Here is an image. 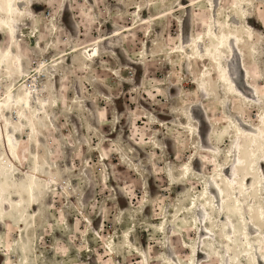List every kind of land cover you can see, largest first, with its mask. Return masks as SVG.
<instances>
[{
	"label": "rangeland",
	"instance_id": "obj_1",
	"mask_svg": "<svg viewBox=\"0 0 264 264\" xmlns=\"http://www.w3.org/2000/svg\"><path fill=\"white\" fill-rule=\"evenodd\" d=\"M21 7L28 13L15 24L34 18L42 31V47L23 58L26 72L60 51L98 44L87 47L96 53L90 60L84 51L69 53L58 65L51 62L45 76L26 77L25 86L37 95L45 91L43 97L52 92L55 99L43 112L45 126L35 133L28 126L18 132L28 150L26 165L36 167L33 157L42 156L41 171L56 169L59 187L42 185L43 206L28 202L19 209L15 180L4 185L0 223L7 226L0 225V264H166L167 254L176 255L180 264H251L249 247L264 248V219L257 217H263L259 175L264 177V147L254 142L263 160L258 170L250 166L251 153L241 154L239 143L253 138L250 132L258 139L263 135L264 143V0H24ZM170 8L175 11L153 19ZM213 9L216 20L211 19ZM218 19L221 36L231 37L232 45L233 35L240 37L234 45L236 63L229 67L238 95L230 93L207 50L217 44L210 33ZM14 36L26 49L20 31ZM6 38L1 33L0 44ZM192 38L201 40L202 55ZM206 68L212 71L205 78L211 94L196 84ZM16 80L0 68V95ZM191 104L194 113L201 111L207 119L202 139L185 127L180 113ZM4 114L13 115L6 108ZM241 156L248 161L238 172ZM192 160L194 173L184 177V165ZM247 176L246 190L242 182ZM218 181L222 185L217 188ZM193 197L205 207L191 211ZM222 198L231 210L223 208ZM20 214L26 216L21 224ZM130 226L132 249L123 242ZM228 226L231 242L224 236ZM181 234L185 245L178 242ZM103 238L111 241L116 258ZM192 245L194 263L189 259Z\"/></svg>",
	"mask_w": 264,
	"mask_h": 264
},
{
	"label": "bare ground",
	"instance_id": "obj_2",
	"mask_svg": "<svg viewBox=\"0 0 264 264\" xmlns=\"http://www.w3.org/2000/svg\"><path fill=\"white\" fill-rule=\"evenodd\" d=\"M21 1L24 0H0V34L1 33H7L6 42L0 44V68L5 70L7 72V75H9L10 78L12 77H18V81L14 83V85L4 86L3 87V93L0 95V150L2 151L0 155V193H4V185L10 182L11 180H15L14 183L17 184V190L18 192L16 194L20 195L17 200H14V205L17 206V208L21 209L23 206H28V202L32 203V205H39L40 207L43 206V196H42V185H58V178H59V172L56 169H53L49 171V173H43L41 171V168L43 167L45 160L42 158V156L35 154L33 157V160L37 162V166L33 168H29L26 165V162L28 160V150L27 147L22 146L19 141V134L24 126H28L26 129L27 131L31 133L38 132L39 126L42 125L45 126L43 122H41L42 118L45 116L43 115V112L45 111V108L47 105H52L53 102L55 103V99L53 96V93L50 92V96L43 97L45 94V91L43 94L41 92L38 93V95L33 92L28 86H25L26 77H28V80H30L32 77H38V74L40 73V76H45L42 72H46L47 69L52 65L51 62L58 65L62 58H64L69 53L74 52H82L86 54V60L92 59V56H95V49L87 50V47L90 45H96L98 44L97 41H93L91 43L87 44H79L77 47L73 48L70 51H60L58 54L53 56L52 60H42L39 65L35 66L33 71L26 72L23 68V58L24 57H30L32 54L33 49L40 48V45L42 47V31L40 29V26L36 23V20L34 18H31V20L24 21L23 23H17L15 24V21L19 18H21L24 14L28 13L24 11L21 7ZM44 3V2H43ZM214 3V2H213ZM46 4V3H45ZM194 4V3H193ZM182 7L183 4H181ZM190 6V4H189ZM215 7V6H213ZM171 11H164L155 14L153 19H159L161 17L166 16L170 12H174L175 9H171ZM213 14L211 13V19L216 20V15L214 9L212 10ZM215 24L211 23V36L215 38L217 41V44L214 46V49H212V46L209 45L208 49H211V53L214 55V60L216 67L220 69L219 75L221 79L224 80L225 84H230V93L234 95H238L239 92H237L236 87H234V81L231 79V75L229 72V67L231 63H236V48L235 44L240 43V37L234 36L235 43L232 45L231 37L229 39V36L225 33L221 36L218 32L219 26L222 25L221 20L218 19L217 21H214ZM21 25H27L29 28L28 33H22L20 32V36L24 37L23 39L26 40L27 46L25 48H20L18 44V40L15 39V31H20ZM134 26H129L126 29L132 30L135 28ZM217 27V28H216ZM31 29L33 33L36 35V42L37 45L31 46L28 37L31 33ZM186 28L185 23L182 28V37L185 36ZM221 36V37H220ZM104 40L100 39L99 41L102 42ZM193 41V42H192ZM237 41V42H236ZM191 42L194 46H196L198 54L202 55V50L200 48L201 40L199 38H192ZM199 44V45H198ZM184 45V44H183ZM49 46V45H47ZM46 47V46H45ZM44 48V47H43ZM229 53H227V51ZM93 51V52H92ZM234 53H233V52ZM92 52V53H91ZM233 53V54H232ZM53 64V65H54ZM204 77L202 80H196V84L199 88H202L203 92L206 94H211L209 91V88L207 86L205 78H208L212 75V71H209V68H206L205 71L202 74ZM194 82V81H193ZM47 88V86H46ZM51 101L52 103L50 104ZM38 105L40 107H38ZM68 106V105H67ZM6 108L7 112L11 110L13 113L12 117H8L7 114H4V109ZM78 111L81 110L80 107L76 108ZM179 112V111H178ZM183 117L185 118V127L193 132V136H197L199 139L202 137L201 132V126L204 124L207 120L204 119V116L202 112H198V114L194 113V104L189 105L185 109H183L180 112ZM263 123H264V116H263ZM86 131L89 132L91 126L88 123H85ZM238 130H241L240 126H238ZM246 135V134H245ZM247 135H251L250 137H253L251 139H248L246 143L242 142L239 143V150L241 154H247L251 153V155L254 157L252 160L250 166H253L254 168L260 169V166L263 165V160H260L259 154L257 153V150L254 151V142L260 143L262 147H264V143H262L261 139H263V135H260L261 139H258V135L254 132H250ZM253 146H252V145ZM162 145V144H161ZM165 146V144H163ZM238 147V146H237ZM207 151H215V149L211 150L210 148ZM234 154V150H230V156ZM215 157V156H214ZM248 160L241 156L237 160V171L240 172V166H246V162ZM34 162V161H33ZM34 162V163H35ZM220 165V164H219ZM167 174L171 177V184L176 183V178L174 177V168L171 164H168L166 167ZM222 171V168L218 169L219 172ZM243 172V169L241 170ZM183 176L193 174L194 173V160L186 163L184 165V168L182 170ZM224 175V174H223ZM18 176H22L27 180V184L23 183L22 181L18 180ZM225 177L224 183L227 188H230L228 183V178ZM260 180H264V177L262 175H259ZM249 180V176L245 177L243 179L242 184L244 185L245 189L247 190V182ZM160 184L162 185L163 179L159 180ZM219 184L218 187H221L222 184L221 181H218ZM3 185V186H2ZM214 185V187L216 186ZM223 188V186H222ZM216 190V187L214 188ZM221 195L223 192L220 193ZM67 195V194H66ZM69 196V194H68ZM70 197V196H69ZM238 199V195L236 196ZM223 200V208L227 210H231L233 206H229L226 203V199L222 198ZM240 202V200L238 199ZM214 205V204H213ZM198 206H202L203 208L205 205L199 202V200L193 198H190V210L194 211V208L197 209ZM78 210L81 212L82 215L86 216L84 212L81 210V207L79 204H77ZM241 208V207H240ZM261 209V215L263 217H257L259 218L258 221H262L264 219V204L260 205ZM23 210V209H22ZM198 210V209H197ZM25 213V212H24ZM25 214L18 215L17 221L21 224L25 218ZM224 216L221 217L223 219ZM166 224H171L170 220L167 219ZM0 225H3L4 227L7 226V222L3 221L0 223ZM88 225L92 227L91 222L88 220ZM69 227V226H68ZM70 228V227H69ZM230 226H228V230L224 232V236L227 237L228 241L231 242V235H230ZM181 232V231H180ZM179 232V233H180ZM133 233L134 229L133 226H130L127 230L123 233V242L124 245L127 247H130L131 249L135 247V243L133 242ZM182 235V236H181ZM179 235V243L182 245H185L187 243L185 237L183 234ZM28 236L31 238L34 237V233H32V230L29 231ZM98 236V235H97ZM246 238L250 237V234L248 231H245ZM100 237V236H98ZM242 238L244 236H241ZM31 238V239H32ZM105 241V246L107 249L111 252V255L113 258H116V255L114 253L113 247L111 245V241L108 239L103 238ZM244 239V238H243ZM234 241V240H233ZM228 242L227 245L230 247L232 244ZM251 241L247 242V245L250 246ZM234 244H237L236 241H234ZM188 245V244H187ZM170 246V245H169ZM171 249L172 252H174V249L171 247H168ZM249 253H251V264H263L262 258L264 257V248L261 249V251H258L256 247H252V245L249 247ZM192 254L189 256L190 261L194 263V246L192 245ZM27 251H31V249H27ZM171 252V253H172ZM43 254L38 256V261L43 260ZM264 259V258H263ZM166 264H180L178 260L176 259V255L173 254V257L171 255L166 256L165 258ZM228 260V259H227ZM254 261V262H253Z\"/></svg>",
	"mask_w": 264,
	"mask_h": 264
},
{
	"label": "water",
	"instance_id": "obj_3",
	"mask_svg": "<svg viewBox=\"0 0 264 264\" xmlns=\"http://www.w3.org/2000/svg\"><path fill=\"white\" fill-rule=\"evenodd\" d=\"M20 32L22 33H28L29 32V28L27 25H21L20 27ZM28 41L30 43L31 46H36L37 42H36V35L33 33L32 29H31V33L28 37Z\"/></svg>",
	"mask_w": 264,
	"mask_h": 264
}]
</instances>
